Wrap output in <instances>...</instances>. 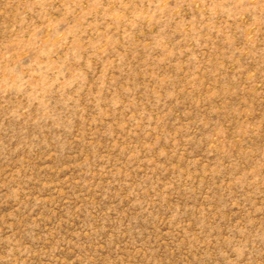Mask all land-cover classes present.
Here are the masks:
<instances>
[{
	"label": "rangeland",
	"instance_id": "rangeland-1",
	"mask_svg": "<svg viewBox=\"0 0 264 264\" xmlns=\"http://www.w3.org/2000/svg\"><path fill=\"white\" fill-rule=\"evenodd\" d=\"M0 264H264V0H0Z\"/></svg>",
	"mask_w": 264,
	"mask_h": 264
}]
</instances>
